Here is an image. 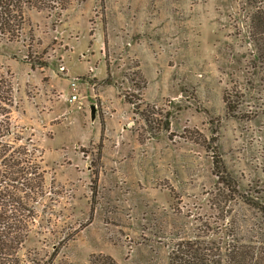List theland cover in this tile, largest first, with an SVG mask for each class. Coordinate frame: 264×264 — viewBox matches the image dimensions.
I'll use <instances>...</instances> for the list:
<instances>
[{"label":"rangeland","instance_id":"rangeland-1","mask_svg":"<svg viewBox=\"0 0 264 264\" xmlns=\"http://www.w3.org/2000/svg\"><path fill=\"white\" fill-rule=\"evenodd\" d=\"M251 2L73 0L0 42V125L32 140L46 193L22 264H169L228 220L247 237L257 214L226 202L214 163L264 197V85L235 36Z\"/></svg>","mask_w":264,"mask_h":264},{"label":"trees","instance_id":"trees-1","mask_svg":"<svg viewBox=\"0 0 264 264\" xmlns=\"http://www.w3.org/2000/svg\"><path fill=\"white\" fill-rule=\"evenodd\" d=\"M72 1L0 0V42L18 41L24 36L26 15L30 10L46 14L62 13ZM249 5V29L247 33L235 36L242 44L246 39L252 46L249 55L251 74L257 75L264 85V1L252 0ZM143 89L145 86L140 90ZM226 94L224 102L228 112L233 114ZM7 120L4 119V124L0 125V264H22L20 252L31 239L38 207L46 197L44 173L42 159L36 156L38 151L32 140L15 138L11 141L16 133L7 125ZM219 170L218 164L214 163L218 184L227 191L226 202L235 205L241 202L242 206L255 211L254 224L244 240H236L239 225L233 220L222 221L219 240H206L203 243L188 241L175 245L169 253V264H264L263 192L253 191L255 198L249 192L233 195L234 185ZM91 264L117 263L110 257H99L93 259Z\"/></svg>","mask_w":264,"mask_h":264},{"label":"built area","instance_id":"built-area-1","mask_svg":"<svg viewBox=\"0 0 264 264\" xmlns=\"http://www.w3.org/2000/svg\"><path fill=\"white\" fill-rule=\"evenodd\" d=\"M71 90H72V94H71V97L69 99V102L72 105L80 103V106H82L81 98L79 96L78 89H77V83L75 81H72V83H71Z\"/></svg>","mask_w":264,"mask_h":264},{"label":"water","instance_id":"water-1","mask_svg":"<svg viewBox=\"0 0 264 264\" xmlns=\"http://www.w3.org/2000/svg\"><path fill=\"white\" fill-rule=\"evenodd\" d=\"M98 114H99L98 108L95 105L90 106L89 117H90V122L92 126L96 124Z\"/></svg>","mask_w":264,"mask_h":264}]
</instances>
